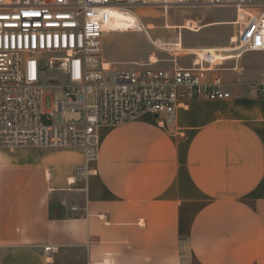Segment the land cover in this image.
<instances>
[{
  "label": "crops",
  "instance_id": "0c3cea01",
  "mask_svg": "<svg viewBox=\"0 0 264 264\" xmlns=\"http://www.w3.org/2000/svg\"><path fill=\"white\" fill-rule=\"evenodd\" d=\"M201 9L165 18L173 50L229 45L236 18ZM141 19L151 37L159 26ZM226 27L236 33L221 42L199 37ZM226 67L229 100L193 99L174 126L145 114L103 128L86 181L81 151L1 150L0 264H264V52Z\"/></svg>",
  "mask_w": 264,
  "mask_h": 264
},
{
  "label": "built area",
  "instance_id": "2783aa9c",
  "mask_svg": "<svg viewBox=\"0 0 264 264\" xmlns=\"http://www.w3.org/2000/svg\"><path fill=\"white\" fill-rule=\"evenodd\" d=\"M151 6L165 18L174 8L231 7L238 31L227 47L193 53L190 67L176 60L171 69L157 68L152 60L132 69L107 62L106 36L144 31L135 10ZM117 13L136 22L119 28ZM255 52H264V0H0V151H81L84 162L75 176L86 181L99 157L103 128L145 114L158 116L161 126H174L178 111L193 99L229 100L222 77L226 63L234 61L238 71L242 56ZM48 72H59L66 84ZM45 88L65 96L50 112L44 110ZM258 96L264 98V84ZM57 116L61 121L55 124ZM57 251L45 248L49 256Z\"/></svg>",
  "mask_w": 264,
  "mask_h": 264
},
{
  "label": "rangeland",
  "instance_id": "374dc122",
  "mask_svg": "<svg viewBox=\"0 0 264 264\" xmlns=\"http://www.w3.org/2000/svg\"><path fill=\"white\" fill-rule=\"evenodd\" d=\"M137 14L145 21L153 22L158 25V30L156 32H151V37L145 31L142 32H128V33H111L108 34L104 40L103 44V55L107 62L112 63L117 68H136L135 64H146L149 61H144L147 56L151 53L148 60H152V57H156L159 62L156 63L155 67L161 69H171L174 66V60L179 66L190 67L195 59L193 53L190 52H176L173 46H165L163 48L157 47L154 44V40L157 37L161 38L159 43L167 45L164 37L169 36V31L164 28V24L167 20L164 17L163 10L151 6L137 8L135 10ZM193 13L201 18L207 19L205 21L212 20H230L235 19V10L231 8H210L194 10ZM175 15V10L171 9L169 16L173 18ZM236 32L233 27H226L224 29H212L204 32L200 38L208 41H214L216 43L221 42V40L228 39L229 36L234 35ZM223 37V38H220ZM171 47H173L171 49ZM166 49V50H165ZM144 61V62H143ZM47 77H57L59 78L60 84L65 85L66 79L59 72H48ZM65 96L61 94L56 89L45 88L44 92V109L50 112L52 110L53 103L55 101H62ZM44 123H52L46 117L43 118ZM61 118L59 116L53 119L55 124L60 123Z\"/></svg>",
  "mask_w": 264,
  "mask_h": 264
},
{
  "label": "bare ground",
  "instance_id": "6f19581e",
  "mask_svg": "<svg viewBox=\"0 0 264 264\" xmlns=\"http://www.w3.org/2000/svg\"><path fill=\"white\" fill-rule=\"evenodd\" d=\"M115 18L117 19V22H118V25H119V28L121 27L122 29H125L126 28V26L127 25H131V24H133V23H135L136 22V20H135V18L133 17V16H131V15H124V14H120V13H117L116 15H115ZM154 44H156L158 47H160V48H163V47H165V46H169V45H164V44H162V43H157V42H154ZM172 45V44H171ZM166 48V47H165ZM173 47H171V49H172ZM175 50L174 51H176V52H179V53H182V52H184V50H183V48H182V46H181V44L179 43V44H176L175 45ZM166 50V49H165ZM152 62H158L157 61V59H156V57H152Z\"/></svg>",
  "mask_w": 264,
  "mask_h": 264
},
{
  "label": "snow or ice",
  "instance_id": "6c2138e0",
  "mask_svg": "<svg viewBox=\"0 0 264 264\" xmlns=\"http://www.w3.org/2000/svg\"><path fill=\"white\" fill-rule=\"evenodd\" d=\"M25 15H34L33 13H25ZM35 15H38V13H35Z\"/></svg>",
  "mask_w": 264,
  "mask_h": 264
}]
</instances>
